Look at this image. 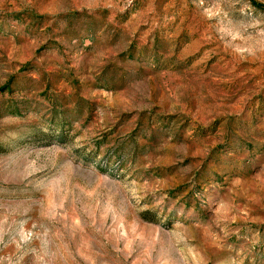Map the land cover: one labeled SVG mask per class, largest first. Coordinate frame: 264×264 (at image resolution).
I'll use <instances>...</instances> for the list:
<instances>
[{
	"label": "rangeland",
	"instance_id": "obj_1",
	"mask_svg": "<svg viewBox=\"0 0 264 264\" xmlns=\"http://www.w3.org/2000/svg\"><path fill=\"white\" fill-rule=\"evenodd\" d=\"M0 264H264V0H0Z\"/></svg>",
	"mask_w": 264,
	"mask_h": 264
},
{
	"label": "trees",
	"instance_id": "obj_2",
	"mask_svg": "<svg viewBox=\"0 0 264 264\" xmlns=\"http://www.w3.org/2000/svg\"><path fill=\"white\" fill-rule=\"evenodd\" d=\"M11 114L17 115V114H19V113H18V111H12Z\"/></svg>",
	"mask_w": 264,
	"mask_h": 264
}]
</instances>
